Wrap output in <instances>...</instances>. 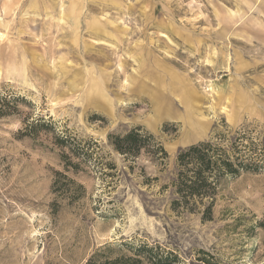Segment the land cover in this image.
<instances>
[{
	"label": "rangeland",
	"instance_id": "374dc122",
	"mask_svg": "<svg viewBox=\"0 0 264 264\" xmlns=\"http://www.w3.org/2000/svg\"><path fill=\"white\" fill-rule=\"evenodd\" d=\"M136 126L164 163L113 149ZM241 126L264 133V0H0V264H264V171L210 220L171 206L177 152Z\"/></svg>",
	"mask_w": 264,
	"mask_h": 264
},
{
	"label": "trees",
	"instance_id": "16d2710c",
	"mask_svg": "<svg viewBox=\"0 0 264 264\" xmlns=\"http://www.w3.org/2000/svg\"><path fill=\"white\" fill-rule=\"evenodd\" d=\"M61 136L66 141L68 135ZM109 143L124 160H135L143 153L152 160L164 163L167 153L151 133L136 126L124 134H109ZM92 146H97L92 142ZM86 150L89 144L85 146ZM72 153L75 151L72 150ZM62 157L67 158L66 154ZM73 167L77 164L66 162ZM99 163H101L99 161ZM175 172L170 184L175 197L173 208L188 212H201L202 220L212 219V210L223 182L243 171H264V133L254 127L241 126L219 133L214 140L193 143L179 150L174 160ZM112 165V164H111ZM112 167V166H111ZM114 167V164H113ZM159 248V246H156ZM152 246L144 245L136 250L146 253L150 264H174L171 252L154 254ZM140 257H116L99 261L92 255L85 264H142Z\"/></svg>",
	"mask_w": 264,
	"mask_h": 264
}]
</instances>
